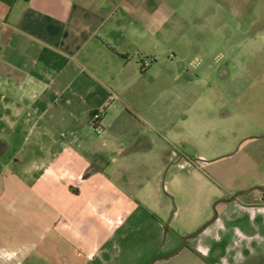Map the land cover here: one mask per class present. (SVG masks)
I'll list each match as a JSON object with an SVG mask.
<instances>
[{"label": "crops", "instance_id": "1", "mask_svg": "<svg viewBox=\"0 0 264 264\" xmlns=\"http://www.w3.org/2000/svg\"><path fill=\"white\" fill-rule=\"evenodd\" d=\"M222 15L223 0H0V264H10L4 250L20 264L37 253L46 264H104L113 232L139 208L115 177L130 171L126 144L107 150L106 137L130 123L133 81L174 63L187 28ZM239 203L264 213V202ZM229 213L217 237L224 229L240 264L254 240ZM242 227L264 245L263 218Z\"/></svg>", "mask_w": 264, "mask_h": 264}, {"label": "rangeland", "instance_id": "2", "mask_svg": "<svg viewBox=\"0 0 264 264\" xmlns=\"http://www.w3.org/2000/svg\"><path fill=\"white\" fill-rule=\"evenodd\" d=\"M204 23L205 29L187 28L191 43L180 40L174 63L133 81L135 91L128 92L123 106L130 122L126 130L115 125L107 146L100 134V149L126 144L130 171L126 179L115 177L139 206L131 215L137 221L125 216L113 232L104 264H149L208 222L218 200L264 185V0H223L220 20L198 21ZM240 201L262 203L264 195L255 189L220 201L217 218L205 230L180 253L154 264H199L204 258L206 264H237L228 254L225 230L222 241L217 237L227 212L238 221L242 238L254 240L252 247L245 245L240 264H259L254 259L264 264V245L242 227L254 216L264 221V213ZM55 245L48 248L53 254ZM40 254L24 263L46 264Z\"/></svg>", "mask_w": 264, "mask_h": 264}, {"label": "water", "instance_id": "3", "mask_svg": "<svg viewBox=\"0 0 264 264\" xmlns=\"http://www.w3.org/2000/svg\"><path fill=\"white\" fill-rule=\"evenodd\" d=\"M255 189H259L263 195H264V185H259V186H253L249 189H245V190H241V191H238L234 194H232L230 197L228 198H224L222 200H218L215 204H214V210H215V213H214V216L208 221L206 222L205 224H203L198 230H196L195 232H193L192 234H189L187 236H183L182 237V241H181V244L178 246L177 249H175L174 251L166 254V255H161V256H158V257H155L152 259V261L149 263V264H154L157 260L159 259H165V258H170L178 253H180L182 251V249L187 245L188 243V240L190 238H194L196 236H198L203 230H205L218 216V211L216 209V206L217 204L220 202V201H232L234 199H236L238 196L242 195V194H246V193H249V192H252L253 190ZM171 220V218H170ZM170 220L168 221V225H169V222ZM168 228H166V231H167Z\"/></svg>", "mask_w": 264, "mask_h": 264}, {"label": "built area", "instance_id": "4", "mask_svg": "<svg viewBox=\"0 0 264 264\" xmlns=\"http://www.w3.org/2000/svg\"><path fill=\"white\" fill-rule=\"evenodd\" d=\"M151 63L152 62L150 59H144L142 61V68L146 69L147 67H149L151 65ZM101 120H102V112H100V111H98L97 113H95L92 116L93 130L98 134H101L102 131L104 130V128L101 124ZM3 254L8 259H13L17 256V252H12V251H8V250H4Z\"/></svg>", "mask_w": 264, "mask_h": 264}, {"label": "trees", "instance_id": "5", "mask_svg": "<svg viewBox=\"0 0 264 264\" xmlns=\"http://www.w3.org/2000/svg\"><path fill=\"white\" fill-rule=\"evenodd\" d=\"M95 113H97V112H95ZM95 113H94V114H95ZM91 120H92V119H91Z\"/></svg>", "mask_w": 264, "mask_h": 264}, {"label": "flooded vegetation", "instance_id": "6", "mask_svg": "<svg viewBox=\"0 0 264 264\" xmlns=\"http://www.w3.org/2000/svg\"><path fill=\"white\" fill-rule=\"evenodd\" d=\"M165 259H167V258H165ZM158 261V260H157Z\"/></svg>", "mask_w": 264, "mask_h": 264}]
</instances>
